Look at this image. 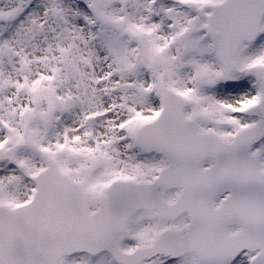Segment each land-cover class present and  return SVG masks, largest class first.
Returning <instances> with one entry per match:
<instances>
[{
	"label": "snow or ice",
	"instance_id": "1",
	"mask_svg": "<svg viewBox=\"0 0 264 264\" xmlns=\"http://www.w3.org/2000/svg\"><path fill=\"white\" fill-rule=\"evenodd\" d=\"M0 264H264V0H0Z\"/></svg>",
	"mask_w": 264,
	"mask_h": 264
}]
</instances>
